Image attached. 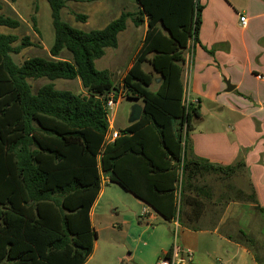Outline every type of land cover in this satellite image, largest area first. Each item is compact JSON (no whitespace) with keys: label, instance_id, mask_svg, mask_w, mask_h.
Listing matches in <instances>:
<instances>
[{"label":"trees","instance_id":"1","mask_svg":"<svg viewBox=\"0 0 264 264\" xmlns=\"http://www.w3.org/2000/svg\"><path fill=\"white\" fill-rule=\"evenodd\" d=\"M47 1L55 33L51 58L17 63L13 54L38 45L29 36L0 32V264H84L97 238L90 213L102 175L165 220L193 227L213 198L204 178L230 181L246 169L243 154L222 165L196 157L191 148L201 115L198 105L184 103L182 73L186 50L199 42L204 5L136 0L137 11L124 10L104 28L83 31L61 14L68 1L78 0ZM37 10L31 20L40 33ZM75 18L86 22L88 16ZM128 19L137 27L146 24V32L118 86L95 60L106 48L118 47ZM20 25L19 19L0 14V26ZM64 49L70 58L61 56ZM39 78H80L85 93L59 90L53 82L34 92L29 80ZM121 91L141 100L143 112L109 140L107 101L112 92L117 101ZM229 187L220 198L252 203L264 213L252 185L250 192ZM233 240L245 247L255 243L243 229Z\"/></svg>","mask_w":264,"mask_h":264},{"label":"crops","instance_id":"2","mask_svg":"<svg viewBox=\"0 0 264 264\" xmlns=\"http://www.w3.org/2000/svg\"><path fill=\"white\" fill-rule=\"evenodd\" d=\"M200 2L204 8L199 42L191 43L185 52L182 81L191 100L198 105L201 117L203 108L210 110L206 104L210 103L217 109L218 118L223 120L227 118L224 121H217L216 130L201 132L199 137L192 131L191 148L196 157L222 165L236 162L247 150L246 169L237 176L240 177L246 172L249 186H253L257 200L262 203L264 175L263 178L261 176L264 166L261 167L258 163L260 159L264 162V0H200ZM138 8L136 5L133 11H137ZM240 15L248 18L246 26L241 25ZM141 26L144 28V38L146 24ZM186 68L190 69L188 77L184 72ZM226 80L233 85L230 91L227 90ZM255 80L257 84H254ZM81 93H85V89ZM122 98L120 97L117 103ZM140 104L143 106V103ZM128 124L120 128L110 124V130L120 131ZM258 170L262 171L260 176L256 173ZM109 183L114 182L102 175V189L90 213L97 238L94 241L93 252L84 264H89L94 259L100 247L98 243L100 234L93 220V210L104 192V185ZM237 187L241 188L240 185ZM226 191L217 195L213 191L211 195L213 198L207 200L204 213L190 228L176 220H165L152 206L129 193L136 198L138 207H141L147 219L152 220L160 216L165 221L176 224L177 229L182 228L178 236V245L183 251L193 254V261L187 264H225L223 247L226 242L234 241L233 237L240 229L246 228L243 210L248 206L246 204L248 202L230 198L228 195L220 198ZM250 204L254 207L252 203ZM118 234L123 235L126 240L129 239V233L124 235L122 228L118 229ZM129 243L127 242L126 247L130 249ZM171 246L172 244L162 248L157 254V260L165 256ZM245 249L251 253L250 249ZM116 255L115 261L123 262L121 252H117ZM251 260V264L261 263L254 255ZM104 262H106L104 257H98L94 264ZM111 263L114 264V261Z\"/></svg>","mask_w":264,"mask_h":264},{"label":"rangeland","instance_id":"3","mask_svg":"<svg viewBox=\"0 0 264 264\" xmlns=\"http://www.w3.org/2000/svg\"><path fill=\"white\" fill-rule=\"evenodd\" d=\"M2 9L0 14H4L21 21L18 28H9L0 26V32L11 33L19 36H29L30 39L38 46H30L23 49L18 54H13V58L17 63H22L25 59L34 56L51 58L50 48L54 43L55 33L52 24L51 8L47 0H0ZM136 0H78L68 1L63 8L61 14L62 19L71 26L83 31L92 29H102L109 22L118 18L122 11H133L136 9ZM37 24L40 30L36 32L33 29L31 16L35 14ZM85 14L88 16L86 22L77 21L75 14ZM143 26H135L128 19L127 28L118 35V47L106 48L105 54L95 60V66L98 69H107L112 73V80L120 86L121 80L129 65L132 64L133 57L141 44L143 38ZM64 58H70L71 53L64 49L61 54ZM191 65V61L189 63ZM188 66V65H187ZM186 66V67H187ZM146 69H150L149 65H145ZM189 70L185 69V75L189 76ZM32 89L36 92L41 86L53 82L59 90H69L74 93L84 92L80 78L75 79H56L48 78L30 79ZM258 82L255 80L254 84ZM253 86V84H247ZM154 84L151 89H155ZM121 101L115 103L109 111L110 124L115 128H120L129 122L131 107L134 103H142L141 100L126 97L124 91H121ZM209 109H202V117L195 122L193 130L196 137L201 132L213 131L217 128V121H224L218 118L217 109L212 104L206 103ZM214 114V115H213ZM221 124V122H220ZM246 151L242 154L245 158ZM261 167L264 166L262 159L259 160ZM246 173V172H245ZM232 178L230 181H222L217 175H207L204 182H207L213 189L215 195L230 189L229 185L237 187L240 185L245 192H250L251 188L248 184L247 175ZM260 176L262 171H256ZM264 172L262 173L263 178ZM264 180V178H263ZM103 194L100 196L98 204L93 210V220L97 231H99L100 239L94 259L89 264H94L98 257L105 258L104 264H152L157 261V254L162 248L173 244L175 240L179 242L182 228L177 229L176 224L169 223L157 216L156 219H147L142 213L141 207H138L136 198L124 190L116 183L104 185ZM239 188V187H237ZM244 208V222L246 227L244 230L250 235L255 243L245 246L238 245L235 241L226 242L223 247V257L225 264H251L252 256L264 264V213L254 208L250 203ZM261 207L264 202L258 201ZM120 224V226H118ZM124 230V235L129 233V239H124L123 235L118 234V229ZM179 230V231H178ZM178 233V235H177ZM130 242L131 248H127L126 244ZM250 249L251 253L246 252ZM117 252H121L123 262L115 261ZM228 261V262H227Z\"/></svg>","mask_w":264,"mask_h":264},{"label":"built area","instance_id":"4","mask_svg":"<svg viewBox=\"0 0 264 264\" xmlns=\"http://www.w3.org/2000/svg\"><path fill=\"white\" fill-rule=\"evenodd\" d=\"M240 23L242 26H246L248 24V18L245 15H240L239 17ZM261 77V75H258ZM121 95H119V98ZM118 98V99H119ZM118 101V100H117ZM115 100L114 93L109 94V99L107 101V106L109 108H112L115 103H117ZM184 103L186 106H189L191 103H194L190 96L189 93L185 90V97H184ZM110 119V118H109ZM119 131L118 130H110V132L107 135V139L109 140H114L116 137H118ZM182 179V176L180 180ZM178 222V220H176ZM178 225V224H177ZM193 261V254L189 251H183L177 241L172 244L171 249L169 250V253H167L165 256L159 258L157 261H155L152 264H187L191 263Z\"/></svg>","mask_w":264,"mask_h":264},{"label":"water","instance_id":"5","mask_svg":"<svg viewBox=\"0 0 264 264\" xmlns=\"http://www.w3.org/2000/svg\"><path fill=\"white\" fill-rule=\"evenodd\" d=\"M226 83H227V90L229 91L232 90L233 85H231L230 81L226 80ZM142 112H143V106L138 102L134 103L133 106L131 107L129 123L139 120L141 118Z\"/></svg>","mask_w":264,"mask_h":264}]
</instances>
